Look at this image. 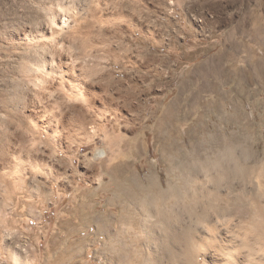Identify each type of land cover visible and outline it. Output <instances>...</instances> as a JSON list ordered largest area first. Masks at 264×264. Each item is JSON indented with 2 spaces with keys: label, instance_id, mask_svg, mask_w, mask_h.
Here are the masks:
<instances>
[{
  "label": "rangeland",
  "instance_id": "obj_1",
  "mask_svg": "<svg viewBox=\"0 0 264 264\" xmlns=\"http://www.w3.org/2000/svg\"><path fill=\"white\" fill-rule=\"evenodd\" d=\"M229 142L264 164V0H0V264H132L113 173L166 178L165 144L204 178Z\"/></svg>",
  "mask_w": 264,
  "mask_h": 264
},
{
  "label": "bare ground",
  "instance_id": "obj_2",
  "mask_svg": "<svg viewBox=\"0 0 264 264\" xmlns=\"http://www.w3.org/2000/svg\"><path fill=\"white\" fill-rule=\"evenodd\" d=\"M132 148L134 155L143 151L139 145ZM159 149V160L169 165L166 178L156 176L150 164L144 177L131 168L128 176L113 173L108 204L119 208L116 217L134 231L126 242L118 241L119 232L108 235L112 255L132 264H258L264 259L258 253L264 248V164L243 161L229 142L213 155L215 160L219 156L218 173L180 177L173 171L170 147Z\"/></svg>",
  "mask_w": 264,
  "mask_h": 264
},
{
  "label": "crops",
  "instance_id": "obj_3",
  "mask_svg": "<svg viewBox=\"0 0 264 264\" xmlns=\"http://www.w3.org/2000/svg\"><path fill=\"white\" fill-rule=\"evenodd\" d=\"M213 23H216V22H213ZM211 24H212V22L209 23V25H211ZM205 46H206V43L204 44L203 48H200V50L202 49L203 51H205V50H206ZM224 50H227V46H225V45L223 44L221 47H218V48L215 47V50L212 51V52H210V53L208 54V56H209L210 59H213V60H215V59H219V61H220V59H221V55L224 53ZM257 59L259 60V57H258V56H256L255 58H254L253 56H251V57H248V58H247V61H248V62H251V64H252V63H254ZM260 59H261V58H260ZM245 60H246V59H245ZM246 77L248 78V76H246ZM92 218H93V216H92ZM85 220H88V218L85 219ZM73 229H74V228H73ZM75 230H76V229H75ZM73 243H74V242H73Z\"/></svg>",
  "mask_w": 264,
  "mask_h": 264
}]
</instances>
